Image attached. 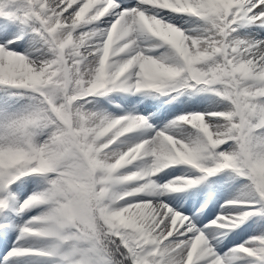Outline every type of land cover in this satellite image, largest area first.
Here are the masks:
<instances>
[{"label": "snow or ice", "instance_id": "obj_1", "mask_svg": "<svg viewBox=\"0 0 264 264\" xmlns=\"http://www.w3.org/2000/svg\"><path fill=\"white\" fill-rule=\"evenodd\" d=\"M85 4L86 0H75L71 5L70 0H24L22 8L6 11L5 4L0 3V18L20 25L31 22L34 35L29 36L28 49L40 45L49 54L47 58L31 59L0 44V69L4 70L0 86L29 90L36 101L26 113L0 122V153H19L25 159L15 166L0 167V191L7 193L12 183L26 175L54 177H45L49 185L45 191L19 204L18 211L40 205L49 208L42 215L30 217L19 228L17 239L31 236L56 242L51 251L13 247L6 258L51 256L68 245L60 253V264H233L242 255L258 257L264 264V236L255 238L254 246H237L221 258L204 232L181 212L163 202H135L139 192H156L155 184L145 177L169 165H189L202 175L166 184L164 190L178 192L179 187L173 185L198 184L205 176L231 169L249 181V193L258 195L264 204V178L256 175V169L264 166V39H255L252 33L241 36L238 30L245 26L264 29V0H241L227 11L197 13L176 12L148 0H137L133 7L122 6L119 0H98L78 20L77 14ZM165 11L188 14L203 22L199 30L189 34L176 27L189 51H185V45L177 49L149 32L146 20L165 22ZM106 16L112 18L107 28L85 30V26ZM110 30L116 42L105 50ZM93 36L100 37L99 42L92 41ZM138 39L163 46L165 52L155 58L145 54ZM138 53L142 56L137 57ZM10 60L32 69L38 79L14 77L8 71ZM146 65L157 69L153 79L145 78ZM101 77L110 83L97 88ZM189 88L212 92L225 108L182 114L163 129L154 130L151 137L127 146L120 137L134 129H152L148 118L132 114L114 117L84 110L88 97L116 90H154L161 95L174 94L175 98L179 90ZM55 106L75 112L72 127L78 131L70 132L57 118ZM183 126L192 131L181 138L170 134ZM45 129L46 133L40 132ZM38 133L46 135L42 142H34ZM166 138L176 142L177 147L183 145L187 159L175 157L160 166L161 154L172 150ZM137 148L132 153L135 160L113 167L125 152ZM27 158L39 159V163H27ZM145 158L150 163H136ZM130 165L136 170L127 171ZM74 169L85 189L70 193L65 181ZM70 203L77 207L73 214L65 211ZM143 205L154 217L144 228L118 222L122 212ZM6 208V199L0 198V211ZM224 211L226 215L219 219L223 227H236L247 216L241 212L233 217L227 214L228 209ZM174 217H178L175 222Z\"/></svg>", "mask_w": 264, "mask_h": 264}, {"label": "rangeland", "instance_id": "obj_2", "mask_svg": "<svg viewBox=\"0 0 264 264\" xmlns=\"http://www.w3.org/2000/svg\"><path fill=\"white\" fill-rule=\"evenodd\" d=\"M14 1L15 0H11L8 2L13 3ZM91 1L92 0H90L88 3H86L84 5V7L87 8ZM191 1L193 3L192 6L195 8L199 9L202 6L201 8H204V9L206 8L207 10L212 9V8H210V5L208 4V0H191ZM74 2H75V0H72L70 2V5H71V3H74ZM86 2H87V0H86ZM126 2H127V4H126ZM126 2H123V3L120 2V3L122 6H126V7H129V6L133 7L135 5L133 0H130V1L128 0ZM23 4L24 3H22V5ZM225 6H226V2H225ZM29 24L28 25H20V26L24 27L25 31L29 35L28 34L25 35V37L22 40L17 42V43H19L17 45L27 44V42L29 40V36L34 35L33 33H31V22H29ZM109 24L110 23L108 22L103 26H105V28H107L109 26ZM103 26L99 25L98 27L99 28L102 27L101 28V30H102V29H105ZM196 26L202 27L203 22H201L199 24L196 23ZM253 27L257 28L255 26H253ZM90 28L85 27V30L88 31V30L93 29V28H91V29ZM243 28H244L243 30L239 31L241 33V36L248 33V31H247L248 26H245ZM260 36L262 37L261 39L264 38V34H261ZM2 37H3V35L0 36V39H1L0 44L2 43L1 42L3 39ZM18 37L19 36H17L16 38H18ZM97 38L100 39V37H97ZM94 42H99V40L94 41ZM137 44H138V42H137ZM143 46L145 47V45H143ZM140 47H142V46H140ZM14 51H16L17 53L22 52L19 49H15ZM145 54H147V53L145 52ZM38 57H41V55L39 53L35 54L33 57L31 56L30 58L35 59ZM0 74H1V72H0ZM35 77L36 78H34V79L37 80L38 79L37 75H35ZM2 91L5 94L7 92H9V94H7V95L10 98L15 99L14 103L12 102L11 105L15 104L16 108H18L17 110H19V106L22 104L25 105V104H35L36 103V101L32 98V94L30 93L29 90H17V89H15V90L14 89H10V90L8 89L7 90V87H6V88H2ZM111 93L112 92H110L109 94H111ZM206 93L211 95L213 99H215L219 102H222L220 100V98L216 97L212 92H206ZM210 93H212V94H210ZM101 98H103V96ZM96 99H99V98L88 97L87 102L84 103V110L85 111L89 110V112L94 110V112L97 111L96 113H101V110L99 109V107L97 105L98 101ZM130 99L135 100L136 96L131 95ZM164 100H166V99H163V101ZM128 103H129V101L127 102V106L133 104L134 102L131 104H128ZM1 106H3V104H2V101L0 100V107ZM127 106H125V107H127ZM211 106H212L211 109H213V110L208 111V113L218 111V106H216V105H211ZM191 107L192 108L198 107V105H194ZM189 109L190 108H187V110L185 109V110L180 111V112H182V114L183 113H189L190 112ZM203 110L202 109H199L198 111L197 110H193V111L191 110V112L203 113L202 112ZM53 111L57 115V118L60 119L66 125V127L70 130V132L78 131L77 129H74L72 127L74 119H75V112H67L63 106H55V107H53ZM117 112H118V114H116ZM152 112H153L152 110H143V111L141 110V111L134 114V115H143L144 117L148 118L149 123L153 126V128L152 129L145 128L147 130H145V131L143 130L144 131L143 133H137L138 136L134 137V139L131 142L129 141L128 143H126L125 146H127L129 144L136 143V142H140L144 139L151 137L152 135H154V130H161L164 128V126H165L164 123L166 120L169 119L168 117H175V116H177V114H175V113H178V112H175L172 115L170 112L166 117H162L161 122L159 124H157L152 118L148 117ZM128 113H129L128 109H121L119 111L111 112V114L114 115V117H118L120 115L123 116L124 114L129 115L130 113L129 114ZM178 115H179V113H178ZM46 131H47L46 129L40 130L41 133H46ZM175 131H176V129L171 130L170 134L175 135L177 138H181L185 135V134L181 135L180 133H176ZM125 134H127V133H125ZM37 136L41 138L42 136H45V135L38 133ZM36 138L37 137H34V142H36L35 141ZM69 138H71V137H69ZM41 140L39 139V142H41ZM167 140H168V143L171 145L173 152L183 153L182 152L183 145H180V147H177L176 142H173L171 140V138H169ZM225 150H227V149H225ZM2 155H5V154L2 153ZM9 155H12V156L16 155L17 156V153H11V154L9 153ZM6 160L8 161V157ZM28 161L29 162H27V159H26L27 163H39V159L34 160L31 158H28ZM24 162H25V159H21V161H19L18 163H24ZM145 162L150 163V160H148V158H145V160L143 162L140 161V162H136V163L144 164ZM208 166H211V165L209 164ZM165 169L163 168L160 171V172H165L161 178L159 177V172L156 174H153L151 177H145L146 181L150 180L151 183L155 184L156 192H154L152 194H149L147 191L139 192L136 194L138 199H136L135 202H143V201L163 202V203L168 204L169 207H171L175 211L181 212L185 217L189 218L192 221V223L195 225V227L197 229L204 232L206 239L209 240V242H210V246H212L214 248L215 252L221 258H223V254H228L231 250H234L237 246H248V247L254 246L255 238L264 236V231L260 230L259 228L253 229V230L250 229L251 224L255 223L254 219L255 220L258 219L259 227L261 229L264 228V204H262L259 201L258 195H254V194L249 193V188H248L249 181L245 177L234 173L231 169L222 170L220 173L214 174L212 176H205V178L202 180V186L200 189H198V192H196V193H194V191L189 192L190 190H195V189H190L186 192V194L184 196V192H183L184 190L178 191V192H171V191L164 190V186L166 184H170V183L177 181V180L183 181V180H187V179H194L197 176L202 175V174L197 173L189 165H169ZM133 170H136L134 168V166H129L127 168V171H133ZM256 175L258 177L264 178V166H260L256 169ZM45 177H47V179L54 178L50 174H30V175H26V176L22 177L21 179H18L17 181H15L14 183H12L8 187L7 193L0 191V198L6 199L7 208H9V210H6L7 209L6 208L3 211H0V222L8 223L6 218H7L8 214L11 213L12 209H14V211L17 209V207L19 209V204L24 199H26L27 197H29L33 194L45 191L49 187V185L47 183V179ZM141 178H143V177H141ZM234 184H236V185H234ZM173 186H175V187L179 186V187H183V188L185 187V185L183 183L175 184ZM65 187L69 190L70 193H75L77 191H83L82 189L81 190H75V188L72 186V182L69 180V178H66ZM122 187H124V186H122ZM179 189L181 190L182 188H179ZM161 191L164 192L162 195L160 193ZM237 191L241 192L242 194L241 195L235 194V193H237ZM205 195L207 197L208 196L209 197L216 196L215 203L212 204V205H214V207L212 208L211 211H207L206 210L207 208L205 209L206 202L201 205L202 201H204ZM175 196H177L178 198L183 197L181 199V201L185 202L186 204H189L191 202V198L193 196H195L197 198L196 199L197 201L194 202L192 205H190V207H188V208L185 207L184 209H181L178 205L173 203L175 201L174 200ZM201 196H203V197H201ZM240 200L247 201V203H239L238 201H240ZM45 206H47V205L35 206L34 207L35 210L27 212L25 214V216H23L19 220L15 221V222L12 221L10 223V232H12L10 235L11 241L8 245H6V247H3L1 249V251H0L1 257L2 256L5 257L6 256L5 254H7V252L10 249H12L13 247L33 248V249H40L43 251H45L46 249H52L53 244L56 243L52 239H41V238L34 237L35 239L32 241V243L31 242H28V243L22 242L23 238L29 239L31 236L23 237L19 240L17 239V237L19 236V228L21 226H23V223H22L23 220L22 219L28 218V217H33L36 210L41 211V209L42 208L44 209ZM224 209H228L229 212L227 214L231 215L233 217H238L241 212L247 213L246 219L242 223H238L236 227H230V226L229 227H223L219 223V219L226 215ZM149 210L150 209L148 207H145V205L137 206L134 209L125 210L124 212L121 213V216L119 217L118 222L121 225L135 226L137 228L142 229L149 223V221L151 219H154V217H152L151 210L150 211ZM65 211L68 214H73L74 212L77 211L76 204L70 203L68 208ZM16 212H20V211H16ZM200 212L201 213L203 212V214L204 213L205 214L202 217L197 218V215ZM248 215H249V217H248ZM176 219H178V217H174V222ZM213 221H216V222L213 223ZM4 228H6V226ZM234 236H236L237 239L236 238L233 239ZM245 240H249L250 243L246 244ZM28 241H30V240H28ZM28 246H30V247H28ZM64 248L59 249L58 253H61V250H63ZM37 258H41L42 260H40V261H25L23 259L21 261L22 263H19V264H34V263L47 264V263H52L51 261L46 260L48 258L45 259V258H42L41 256H38ZM45 262H47V263H45ZM53 262H54V260H53ZM233 264H260V261H259L258 257L253 258V257H247L246 255H242V256L238 257L237 259H235L233 261Z\"/></svg>", "mask_w": 264, "mask_h": 264}, {"label": "bare ground", "instance_id": "obj_3", "mask_svg": "<svg viewBox=\"0 0 264 264\" xmlns=\"http://www.w3.org/2000/svg\"><path fill=\"white\" fill-rule=\"evenodd\" d=\"M8 1H11V0H0V3H4L5 4L6 11H15V10H17L19 8H22V6H23L22 3H24V0H15L13 3H10ZM120 1L121 2H126L128 0H120ZM97 2H98V0H92L90 2V4L88 5V7L85 8L84 12L81 10L82 12L80 11L77 14V19L78 20L82 19L87 14V11L90 10L92 7H94ZM155 2H156V4H154V5L160 6V7H165L163 0H155ZM225 2H226V6H225ZM240 2H241V0H208V4L210 5V8H212L209 11H217V10L227 11V9L229 7H233V6L237 5V4H239ZM184 3H185V1L182 0L181 3L177 4V6L179 7V6L183 5ZM201 7L199 9H197L195 13H197L199 11L207 10L206 8L204 9V8H201ZM172 10L176 11V12H183L181 9H178V8H175V9H172ZM184 12H186V11H184ZM163 15H164V18H165V22L173 24V26L180 28L186 34H189L190 32H192L194 30H199L201 28V27H197L196 23L199 24L202 21H200V19L199 20L196 19V17H191L188 14L171 13V12L165 11L163 13ZM109 19H110V17L106 16V17L102 18L101 21L93 22L92 26H85V27H89V28L91 27V28L98 29L99 25H101V26L105 25L106 23L109 22ZM142 19H145V18H142ZM146 23L148 25V24H151L152 21H147L146 20ZM243 29L244 28L242 27V28H239L238 30L241 31ZM247 31H248V33H252L254 35L255 39H258V40L262 38L260 35L264 34V29L254 28L253 26H248V30ZM27 34L28 33L25 31L24 27L20 26V24L16 23L15 21H11V20H9L7 18H0V36L3 35L2 42H3V44H6L7 47L10 50L14 51L15 49H19L20 51H22L21 53H24V54L28 55L29 58L31 56L33 57L37 53H39L41 56H44L45 58H47V56L49 54L47 53L46 49H42L40 47V45H36L32 49H28V44L17 45V44H19L17 42L22 40L25 37V35H27ZM12 36H15V37H12ZM17 36H19V37L16 38ZM97 37L98 36H93L91 38V40L92 41H97V39H98ZM153 39H155V38H153ZM9 40L14 41V43L8 44L7 41H9ZM137 42H138L139 46L144 47L143 45H145V47H144L145 52L147 54L152 55L154 58L155 57H159L160 55H162L165 52V47L156 46L150 40L138 39ZM181 45H185V51H189L187 45L185 44V40L183 38L181 40ZM193 47H195V46L193 45ZM3 71H4L3 69H0V72H1L0 75L3 74ZM8 71L14 77L22 78L24 80H30V81H33L32 79L35 78V75H36L33 72L32 69L27 68L24 65H15L14 62L11 61V60L9 61V69H8ZM144 74H145V78L146 79H153L155 77V75L157 74V69L154 66H152V65H146L145 68H144ZM96 83H97V86L100 85V84H103L104 87H107L108 83H110V81L106 77H101ZM6 87H7V90L8 89L9 90L12 89L9 86H0V88H1L0 89V100L2 101V104H3V106L0 107V122H3L7 118L15 117V116H18L20 114H24L27 111H29L30 108L33 106V104H25V105L22 104V105L19 106V110H17L18 108H16L15 104L11 105L12 102L14 103L15 99L10 98L7 95V94H9V92H7L5 94L2 91V88H6ZM119 93H120V90H116V91H113L111 94L107 93L105 96H103V98H100L102 96H96V97H99V99H96V100L98 101L97 105H98V107H99V109L101 110L102 113L112 115L111 112H113V111H119L121 109H128L129 113L134 115L135 113H137V112H139L141 110L142 111L143 110H152L153 112L148 117L152 118L157 124H159L161 122L162 117H166L170 112H171L172 115H173V113L178 112L179 115H178V113H175V114H177V116L168 117L169 119L166 120L165 123H164L166 125L171 120H173L176 117L180 116V114L182 115V112H180V111H183L185 109L187 110V108H190L189 109L190 112L189 113H183V114H192L193 112H191V110L192 111L193 110H197L198 111L199 109H202V110L204 109L202 112L203 113H208V111L213 110V109H211V107H212L211 105L218 106V111H221V110H223L225 108V104L223 102H219V101L213 99L212 96L209 95L206 92L205 93L204 92H197V91H195V89H192V88H189V89H186V90H184V89L179 90V94L175 95V98H173L174 94L161 95L159 93H155L154 90H146V92H139V93L135 92V91L129 92V93L135 94V96H136L135 100L130 99V98L126 97V96H123V95H121ZM125 93H127V92H125ZM146 93H150V94H146ZM210 94H212V93H210ZM163 99H166V100L163 101ZM128 101H129L128 104H131L133 102L134 103L127 106V102ZM194 105H198V107H193L192 108L191 106H194ZM125 106H127V107H125ZM91 112H94V110H92ZM116 114H118V112ZM112 116H114V115H112ZM143 130L145 131L147 129H145L143 127L142 128H138V129H134L132 132L124 134L122 137H120V141H122L124 143V145H125L129 141L131 142L134 139V137L138 136L137 133H143L144 132ZM191 131L192 130L190 128H187L186 126H183L181 128L176 129L175 132L176 133H180L181 135H184L185 133H190ZM37 135L34 136V137H37L35 139L36 142H39V139L40 140L42 139L41 140V142H42L43 139L46 138V135L42 136L43 138L42 137L40 138ZM113 147H115V144L113 145ZM6 155L7 154L0 156V167L6 166V163L9 162V160L8 161L6 160L7 159ZM164 155L165 154H161V159L164 157ZM17 157H18V153H17V156L15 158H17ZM10 166H12V164ZM160 171H159V177L161 178L164 175L165 172H160ZM234 185H236V184H234ZM201 186H202V181H200L198 184H193L191 186L190 185L185 186L184 188L183 187H179V186H177V187L182 188L180 191L184 190L183 192H184V196H185V194H186V192L188 190L195 189V190H190L189 192L194 191V193H196V192H198V189L201 188ZM120 187H122V186H120ZM160 193L162 195L164 192L161 191ZM235 194H240L241 195L242 193L237 191V193H235ZM201 197H203V196H201ZM182 198H178L177 196H175L174 197L175 201L173 202L174 204L178 205L181 209H184L185 207L188 208V207H190V205H192L194 202L197 201L196 200L197 198L195 196H193L191 198V202L189 204H186L185 202L181 201ZM215 198H216V196H212V197L208 196L207 197L205 195L204 196V201H202L201 205L206 202V205H207L206 208L207 209L206 208L205 209L207 211H211L212 208L214 207V205H212V204L215 203ZM145 207H148V206L145 205ZM48 208H49V206H45L44 209L43 208L41 209V211L40 210H38V211L36 210V212L33 215V217L42 215L43 213L48 211ZM32 210H35V208L32 207L30 209H26V210H23V211H20V212H15V214L11 215L9 223H11L12 221L15 222V221L19 220L20 218L25 216V214L27 212H30ZM204 214H203V212L202 213L201 212L198 213L197 218L198 217L199 218L202 217ZM248 217H249V215H248ZM29 218L30 217L22 219L23 220L22 221L23 225L25 224L26 221L29 220ZM254 222L255 223L251 224L250 229L253 230V229L259 228L260 230L264 231V228L261 229L259 227L258 219H256V220L254 219ZM11 233L12 232H10V226H7L3 230H0V251H1V249L3 247H6V245H8L10 243V241H11V239H10ZM235 238L237 239L236 236L233 237V239H235ZM34 239H35L34 237H30L29 239L23 238L22 242H24V243L31 242L32 243V241ZM28 240H30V241H28ZM245 243L249 244L250 241L249 240H245ZM28 247H30V246H28ZM68 247H69L68 245H63L61 247V249L62 248H64V249L61 250V252L66 251L68 249ZM51 250L52 249H49L48 251H51ZM59 255H60V253L57 252L56 254L49 256V258L46 259V260L52 261V263H55V264H60L61 258H59ZM226 255L227 254H223V257L226 256ZM37 257L38 256L28 255V256H25V257H8V258H6V256H5V257L2 258L0 256V264H19V263H22L21 261L23 259L25 261H40V260H42L41 258H37ZM53 260H54V262H53ZM45 263H47V262H45ZM34 264H37V263H34Z\"/></svg>", "mask_w": 264, "mask_h": 264}, {"label": "clouds", "instance_id": "obj_4", "mask_svg": "<svg viewBox=\"0 0 264 264\" xmlns=\"http://www.w3.org/2000/svg\"><path fill=\"white\" fill-rule=\"evenodd\" d=\"M148 30L149 32L158 37L159 39H161L162 41H165L169 44H171L173 47L179 49L181 46V40H182V33L173 25L165 23L163 21L160 20H156L153 19L151 24H148ZM113 29H115V26H113ZM116 41L113 38V31L110 30L109 31V36H108V40L105 42V50H107V48L109 47V45L111 43H115ZM142 54L138 53L137 57H141ZM136 59V58H133ZM146 59H151V58H146ZM101 66H103L104 64V58L101 59L100 61ZM129 64L132 63V61L128 62ZM154 63V61H153ZM97 88H104L103 84H100L97 86ZM106 134V133H105ZM169 139V138H166ZM109 143H111V141H109ZM108 145H102V147H107ZM134 151H138L137 149H129L128 152H125L123 156H121L117 161L116 164L113 167H119L122 166L124 163L126 162H131V160H135L136 156L133 155L132 153ZM0 155H2V153H0ZM18 155L20 156V154L18 153ZM175 157H182L184 159H187L186 156H184V153H177V152H173L171 150L170 153L165 154L164 157L162 159H160L159 161V165L160 166H166L167 162L169 160L174 159ZM130 158V159H129ZM136 174L134 173L133 176H135Z\"/></svg>", "mask_w": 264, "mask_h": 264}, {"label": "trees", "instance_id": "obj_5", "mask_svg": "<svg viewBox=\"0 0 264 264\" xmlns=\"http://www.w3.org/2000/svg\"><path fill=\"white\" fill-rule=\"evenodd\" d=\"M69 175L74 176V177H78L77 172H76L75 169H74L73 172H72L71 174H69ZM77 190H78V189H77Z\"/></svg>", "mask_w": 264, "mask_h": 264}]
</instances>
